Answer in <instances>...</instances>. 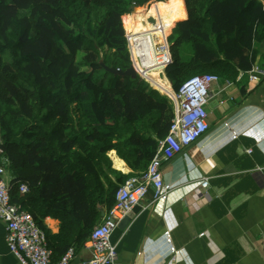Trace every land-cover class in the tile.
<instances>
[{"label": "trees", "instance_id": "obj_1", "mask_svg": "<svg viewBox=\"0 0 264 264\" xmlns=\"http://www.w3.org/2000/svg\"><path fill=\"white\" fill-rule=\"evenodd\" d=\"M149 1L0 0V164L7 161L11 202L44 231L52 262L83 247L100 211L110 210L125 180L145 171L168 132L173 106L155 77L145 73L156 90L100 66H130L121 17L125 28L132 16L134 27L140 11L127 14ZM183 2L187 19L168 38L172 62L164 70L172 90L202 74L235 81L264 36L263 4ZM175 22L162 29L160 43ZM112 150L131 173L112 169ZM47 217L59 222L57 234L44 227Z\"/></svg>", "mask_w": 264, "mask_h": 264}, {"label": "crops", "instance_id": "obj_2", "mask_svg": "<svg viewBox=\"0 0 264 264\" xmlns=\"http://www.w3.org/2000/svg\"><path fill=\"white\" fill-rule=\"evenodd\" d=\"M186 19L187 12L180 21ZM252 50L248 70L229 85L222 79L211 85L208 132L163 166L171 186L167 202L154 203L150 190L129 223L111 234L118 264H264V36ZM182 56L187 60L190 50ZM107 156L112 169L131 173L115 151ZM203 177L205 191L199 189ZM43 225L59 231L56 219L47 217ZM89 258L82 247L71 264ZM0 264H17L1 223Z\"/></svg>", "mask_w": 264, "mask_h": 264}, {"label": "built area", "instance_id": "obj_3", "mask_svg": "<svg viewBox=\"0 0 264 264\" xmlns=\"http://www.w3.org/2000/svg\"><path fill=\"white\" fill-rule=\"evenodd\" d=\"M125 35L130 64L137 76L148 83L145 73L150 66L162 68L164 74L165 68L172 62L168 38L164 37L163 42L155 44V35L151 40L147 35ZM219 80L212 74L197 75L185 81L177 91L163 94L173 106L168 132L157 141L155 153L145 171L129 177L119 186L113 206L100 218L83 244L90 258L82 264H118L115 246L110 242L118 223L140 205L150 190L154 203L167 202L171 186L165 184L162 168L208 132L206 106L210 100L211 85ZM226 84L229 85V82ZM6 164V160L0 164V223L5 228V242L10 254L17 264H71L75 259L74 249L68 248L57 261L52 262V251L48 248L44 231L28 212L11 202ZM208 186V178H201L199 189L205 191ZM18 188L21 194L27 191L25 184H20ZM261 245L264 252V241Z\"/></svg>", "mask_w": 264, "mask_h": 264}, {"label": "bare ground", "instance_id": "obj_4", "mask_svg": "<svg viewBox=\"0 0 264 264\" xmlns=\"http://www.w3.org/2000/svg\"><path fill=\"white\" fill-rule=\"evenodd\" d=\"M165 9H166L167 13L164 16H161L158 18H155L154 15L149 14V13L142 15V17L140 18V20L137 24V28H136V30L138 31V36L147 35L148 38L151 40L153 38V36L155 35L156 41H154V43L159 44L160 43L159 36H160L162 29L164 27H166L168 24H170L171 21H173L177 18L174 15L175 10L173 8H171V7L165 8L164 7L163 11ZM153 22H156V24H154ZM146 73L155 74L159 77L161 75V68L156 67V66H154V67L150 66V67H148ZM157 76H155V78L159 81V84L163 88L164 92L165 93L171 92L170 87L168 85H166L162 79L157 78ZM113 160H114L115 168L121 169L123 166V163L115 157H113Z\"/></svg>", "mask_w": 264, "mask_h": 264}, {"label": "rangeland", "instance_id": "obj_5", "mask_svg": "<svg viewBox=\"0 0 264 264\" xmlns=\"http://www.w3.org/2000/svg\"><path fill=\"white\" fill-rule=\"evenodd\" d=\"M168 2H171L173 4V5H171V7H173V9L175 10V16L177 17L175 20H173V21H177V22H175L174 25L168 29V31H167V33L165 35V37L169 38L170 35H171V32H172L173 28L176 26V24L178 22H180L178 20L185 19V16H186V13H185L186 8H184V2H183V0H161V1L151 0V1H149L148 2L149 3V7L146 10L145 9L140 10V13L138 15L137 24H138L140 18L142 17V15H144V14H148L149 13V14L154 15L155 18H156V16H158L163 11L164 7L167 5ZM176 7H178L177 11H176ZM127 15H130L131 16V14H127ZM121 21H122V25H123V29H124V37L126 36L125 35L126 34L125 28L127 29V36H131V37L138 36V31L136 30L137 24L133 27V17L132 16L130 17V19L128 21L125 22V28H124V23H123V18L122 17H121ZM153 23L156 24V22H153ZM189 50H190L189 45H183L182 46L183 53L184 52H187ZM128 54H129V52H128ZM151 75L153 77L157 76L155 74H151ZM157 78L162 79L165 82V84L168 85L169 80L166 78V76L164 74H162V71H161V75L159 77L157 76ZM169 86H170V88L172 90V87H171L170 82H169ZM151 88L155 89L152 86H151ZM161 94H163V93H161Z\"/></svg>", "mask_w": 264, "mask_h": 264}, {"label": "water", "instance_id": "obj_6", "mask_svg": "<svg viewBox=\"0 0 264 264\" xmlns=\"http://www.w3.org/2000/svg\"><path fill=\"white\" fill-rule=\"evenodd\" d=\"M149 7V3L144 4L142 6H134L130 13L131 15H134L135 13H137L138 11L142 10V9H147ZM100 66L107 72L113 74L114 76H118L120 78H136L137 74L133 68V66L130 64V66L126 69V70H121L118 68H110L107 67L102 61L100 62ZM138 207L133 208L129 213H127V215L118 223V228L123 229L130 221V219L133 217V215L138 211ZM100 216L103 217L104 216V212L100 211Z\"/></svg>", "mask_w": 264, "mask_h": 264}]
</instances>
